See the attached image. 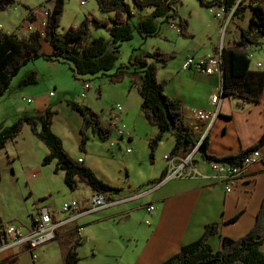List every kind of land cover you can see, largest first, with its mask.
<instances>
[{
	"label": "crops",
	"instance_id": "0c3cea01",
	"mask_svg": "<svg viewBox=\"0 0 264 264\" xmlns=\"http://www.w3.org/2000/svg\"><path fill=\"white\" fill-rule=\"evenodd\" d=\"M127 1L131 2V0ZM42 5L48 11L52 9L48 7V2ZM28 11L22 15V22L18 26L16 23H9L6 20L5 16L9 14L7 13L8 11L1 12L0 29L7 33H16L20 38H27L30 31L22 23L24 19L28 18ZM46 11L44 8H39L34 19H32L31 24L37 29L43 30L41 23L46 17ZM150 12L147 9L142 13L148 14ZM203 12V14L200 12L196 16L195 14L184 16V18L189 19L191 36H183L180 33L177 20H173L171 23L166 22L164 24L165 27L160 24L159 36L148 37L143 40L148 41L151 38L153 39L152 46L154 48L177 53L176 58L168 64L157 62L159 67L158 77L162 80H167L166 94L181 101L184 120L200 140L208 135V147L211 154L217 156L233 155L255 144L262 137L264 133V93L260 102L245 101L240 104L241 98L223 94L222 75H207L195 68L184 69L183 63L189 56L198 57L215 53L224 46L230 48L238 47L235 40L239 39L240 28L248 26L252 13L247 10L245 19L236 18L232 22V27H229L230 31L228 28L224 33L223 23L227 12L218 6L207 7V10ZM87 14L95 15L91 12ZM162 41L170 45L174 44L173 48L168 50L162 44ZM48 44H45L43 40L42 52L46 54L52 52V47ZM240 48L246 51L251 60L252 69L264 70L263 59L256 55L259 49L264 51L262 44ZM40 59H44L47 65L50 64L51 66L59 62L45 58ZM40 59L29 62L20 70L19 74L23 70L25 71L18 80L19 74L14 78L5 95L0 99V107L8 105L11 107L14 105L12 92L13 90L22 89L20 86L21 80L28 73L35 72L39 76L42 74L39 67L42 64L39 61ZM258 63H262V66L258 67ZM253 64L254 66L252 67ZM13 82L16 87L11 91L10 88ZM57 82L55 88L61 87ZM114 84L118 86L115 98L107 99L105 103L100 104L99 108L93 107L87 100H81L82 102L79 103L82 105L87 104L99 113L101 117L105 115L102 121L106 120L104 124L108 127H110L112 108L116 104H121V120L130 130V134L117 138L116 133L112 131L111 137L107 140H111L109 150H111L113 155L115 154L114 149L119 150L122 157H128L129 161L132 159L141 160L145 156V152H149L150 155V146L148 145V147H143L136 151L135 145L142 140L149 143L150 138L159 131V128L146 123V118L141 110L142 97L136 84L132 81H127V79ZM18 86H20L19 89ZM93 89L91 84V87L86 91L87 97L98 96L99 91L95 92ZM217 92L222 94L219 113L212 121L198 119L194 110L215 111L216 107L211 103V97ZM86 96L81 97L86 98ZM35 102L37 108H35L34 112L30 110V114L34 115L43 114L50 107L57 109L65 106L71 123L60 127L58 132L53 129L54 120L52 129L62 139L64 147L74 159L84 161L93 169L96 175H99L102 171H99L100 168H96L97 160H93L96 155L91 153L89 146L95 141V138H100L90 130V139L86 145V150H81L83 117L79 111L68 104L66 91H63L57 98H55V94L52 91L46 93L38 92L35 96ZM25 114L28 113L25 112ZM58 114L59 112L54 119L59 117ZM68 119L66 118V120ZM170 136L173 137V140L169 147L162 152L163 144L166 142L165 140H170ZM75 145L79 151L72 149ZM174 146L175 138L168 133L160 142L158 148L159 153H164V163L157 174L148 176V181L161 177L163 173H166V177L159 183L149 184L151 186L143 191L145 193L142 196L133 198L138 194L139 190L137 188L142 184L134 189V193L126 195L122 186V191L109 199L117 201L115 204L81 215L75 220L65 223L58 229L55 238L35 248H30L28 243H25L1 250L0 264H41L42 258L40 254H47L49 257L53 251L52 246H60L62 248V258L63 262H65V256L70 245L78 239L83 242L78 248L79 255H81L82 249L87 247L86 243L90 242L94 244V247L89 253H92L95 257L101 256L104 259L103 264H162L177 254L184 246L199 240L209 225L218 224V232L211 235L208 239L214 250L222 248L224 237L239 238L249 232L256 222L258 211L264 199V158L261 163L249 169L245 175L235 180H221L215 177V171L210 166V162L205 161L200 152H196L193 156V166L201 172V175L167 178L170 162L165 158V155H169ZM46 148L43 152V158L49 152L47 146ZM259 149L264 154V144ZM196 155H199L202 160L199 158L195 159ZM47 165H53L54 173L63 172L65 180V172L63 170L55 171V162ZM124 165L125 167L129 166L127 162ZM35 168L39 170L38 167ZM127 177L129 176L127 175ZM146 185H148V182ZM81 186L90 188L89 195L81 196L79 194ZM227 186H229V190H227ZM95 192L97 191H94L92 187L80 182L78 188L71 190L70 194L72 200H78L82 205H86L88 197ZM78 194L80 197H77ZM132 201L133 204L129 203ZM150 205H154L155 209L148 211L147 207ZM42 207L56 210L57 220H63L71 215V213L61 212L60 209L52 208L47 204H36V214L32 215L31 221L27 226L11 222L4 223L5 227L14 225L21 228L24 232H29L33 218L38 216V212ZM57 243L59 245H56ZM34 254L37 255L36 259L33 257Z\"/></svg>",
	"mask_w": 264,
	"mask_h": 264
},
{
	"label": "trees",
	"instance_id": "16d2710c",
	"mask_svg": "<svg viewBox=\"0 0 264 264\" xmlns=\"http://www.w3.org/2000/svg\"><path fill=\"white\" fill-rule=\"evenodd\" d=\"M53 1V8L49 11L43 30L30 31L27 38H20L16 33H7L0 29V99L4 96L13 79L29 62L45 58L68 64L76 78L87 74L108 75L109 81L118 83L124 78L119 73L108 74L115 66L117 52L123 41L131 40L135 30L143 39L160 35V24L171 23L177 20L180 33L191 36L189 20L178 13V3L181 0H97L100 10L106 15L99 17L86 14L84 19L76 26H70L61 32L60 26L67 0ZM206 7L218 6L227 12L224 21L232 12L228 26L236 18L245 19L247 10L252 15L246 28H240L239 39L235 40L238 47L222 48L224 69V95H233L245 101L260 102L264 93V70L251 68V60L245 50L240 47L253 45L264 46V0H199ZM16 0H0V12L7 10ZM151 9L150 13H142ZM28 18L34 19L35 13L28 9ZM137 16L138 22L133 18ZM26 19H24L25 21ZM97 24L104 27L110 34L114 43L112 51L108 50V43L104 36H92L91 26ZM43 40L52 47V52H42ZM177 56L175 51H164L159 48L144 52L137 60L132 55L130 64L135 66L130 75L137 85L142 97L141 110L146 120L159 128V131L150 138V157L153 161L155 151L160 142L168 133L174 136L175 146L169 156L186 157L192 153L200 152L202 158L208 162H219L232 166L242 165L246 157L264 144L262 137L248 148L240 150L237 154L217 156L209 152V137L206 135L200 140L193 129L186 123L183 115V106L180 100L170 97L165 92L167 80L158 78V64H168ZM120 67H126L121 64ZM38 80L37 74L32 72L21 80L22 85H30ZM100 89V87H99ZM100 95H101V91ZM69 104L82 114L81 150H86L90 139L89 131H93L101 140L107 141L112 130L102 121L99 113L88 105L75 101ZM57 109L48 108L43 114L25 115L12 125L0 131V150L4 149L10 140L16 139L22 132L24 125L29 124L33 133L48 147L49 152L42 160L43 165L55 162V171L65 172V182L71 190H76L80 182H84L94 189L102 192L109 199L118 195L121 187H116L99 178L93 169L84 161L74 159L65 149L62 139L53 131L52 125ZM166 173L153 179L149 184L164 180ZM1 181V173H0ZM141 186L137 188L140 189ZM5 225L0 219V238L5 236ZM218 232V224L206 227L203 236L186 246L177 254L162 264H264V199L258 211L254 226L245 235L239 238L224 237L222 248L214 250L208 239ZM82 240L74 241L65 256L64 264H80L78 248ZM31 248V245L28 244Z\"/></svg>",
	"mask_w": 264,
	"mask_h": 264
},
{
	"label": "rangeland",
	"instance_id": "374dc122",
	"mask_svg": "<svg viewBox=\"0 0 264 264\" xmlns=\"http://www.w3.org/2000/svg\"><path fill=\"white\" fill-rule=\"evenodd\" d=\"M16 1V4L6 10L9 14H6L5 17L9 23H16L17 26L22 22V15L27 12L29 8H38V10L39 8L43 9L44 6L42 4L45 2H48L49 8H53V1L48 0ZM97 3V0H87L86 4L83 5L81 4V0H67L64 15L61 21L60 31L64 32L70 26L78 25L88 12L98 16H105L106 13L100 11ZM177 6L178 13L182 17L190 16V14H195L196 16L200 12L203 14V11L207 10V7L203 6L199 0H181ZM149 11H151V9H149ZM138 19L139 18L135 16L133 18V22L137 23ZM157 22L162 24V27H165L164 24L166 22L162 23V18H158ZM225 22L223 23L224 33L229 27H232V22L229 24V26L227 25V27H225ZM90 29L92 36H104L108 43V50H113L114 43L110 38L109 32L104 27L94 24ZM44 43L48 44L46 41H44ZM152 44L153 39L150 38L148 41H144L141 35L135 30L134 37L131 40L123 41L121 43L117 52L118 60L113 69L109 71L108 74H113L115 72L119 73L124 79H127V81L131 82L132 80L130 75L135 69V66L130 64L131 56H134L133 61L137 60L144 52L153 50L154 47ZM162 44L166 46L168 50L174 46V44L170 45L164 41H162ZM256 55L257 57L262 58L264 61L263 50L259 49ZM36 60L38 61V59ZM36 60H33V62ZM39 61L42 63L39 65L42 74L40 76L37 75L38 80L36 83L31 85L20 84L22 89L14 91L13 89L16 87V84L13 82L10 90H13L12 101L14 102V105L11 107L9 105L0 107V131L7 126L12 125L19 118L27 115L25 112H27L29 115H34L30 114V110L34 112L35 108H37L35 96L38 92L46 93L52 91L53 94H55V98H57L62 94L63 91H66L68 94V104L69 101H75L79 103L82 102L81 100H87L95 108H99L100 104L103 102L105 103L107 99L115 98L116 89L118 86L109 81L108 75H103L101 73L95 75L87 74L81 76V78H76L68 64L56 62L52 64L53 66H51L50 64L47 65V62L44 59H40ZM121 64H125L126 67H120ZM253 66L254 64L252 67ZM24 71L25 70H23L19 76L17 75V80L22 77ZM158 78L160 79V77ZM83 80L92 84L94 88L93 91L98 92L102 90L101 95L100 92H98L97 97L93 95L91 98L90 96L82 98L81 92L82 85L84 83ZM56 82L61 87L55 88ZM20 86H18V89ZM28 99H31V101ZM64 103H66V101H64ZM57 109L59 112V117L54 119L55 125L52 126L53 129L59 132L60 127L67 123H71V120L68 119L69 117L67 115L65 106ZM104 116L105 115H103L102 118ZM66 118L68 120H66ZM104 122H106V120H104ZM146 123L149 124L147 120ZM170 137V140H165L166 142L163 144L164 148L162 152L165 151L172 142L173 137ZM142 141L135 145L136 151L142 149L143 147H148L149 143L147 142V144L146 142ZM110 142L111 140L102 142L100 139L95 138V141L89 146L91 153L96 155V158L93 160H97L96 168H100V170H97L102 171L97 176L104 181L107 180L106 182H109L113 186H123L125 195L134 193V189L140 184H142V187H140L139 191L147 190L151 186L146 185L147 182H149L148 176H150V174H157L164 163V153H159V146L155 151L153 161L151 160L149 152H145V156L142 157L141 160L132 159L129 161L128 157H122V154L119 150L114 149L115 154L113 155L111 150H109ZM45 149H47L46 146L33 133L31 126L29 124H25L20 135L16 139L10 140L6 147L0 150V218L2 219L3 223L7 224L15 222L23 226H27L31 221L32 215L36 214V204H47L52 208L61 209L66 201H72V196L70 194L71 190L65 183L64 173H54L53 165L41 164ZM72 149H77L76 145L75 147L73 146ZM77 150L79 151V149ZM198 158L201 159L199 155H196L195 159ZM125 162L128 163V167H125ZM35 167H38L39 170ZM127 175L129 177H127ZM89 189L90 188L88 186H81L79 189V194L81 196L89 195ZM79 194L77 197H80ZM129 203L133 204V201ZM56 245H59V243ZM86 246V248L83 246L84 248L81 251L80 263L103 264L104 259L101 256L95 257L92 255V253H89L94 247V244L87 242ZM52 247L53 251L49 257L47 254H40L42 258L41 264H64L62 258V248L60 246Z\"/></svg>",
	"mask_w": 264,
	"mask_h": 264
},
{
	"label": "built area",
	"instance_id": "2783aa9c",
	"mask_svg": "<svg viewBox=\"0 0 264 264\" xmlns=\"http://www.w3.org/2000/svg\"><path fill=\"white\" fill-rule=\"evenodd\" d=\"M87 0H81V4H85ZM241 1V0H239ZM47 10L46 17L42 20L41 26L45 27L46 18L49 13ZM33 12L36 14L38 8H33ZM224 10V8H223ZM232 12L227 17V21L225 22V27L230 20ZM220 16V14H218ZM24 25H26L29 31H33L37 29L31 24V19L27 18L23 21ZM258 67L262 66V63L257 64ZM183 68H195L198 71L203 72L204 74H223V58H222V47L219 51L215 53H209L203 56H189L185 62L183 63ZM91 87V83L88 81H84L83 83V91L81 93L82 97L86 96V91ZM221 92H217L212 95L211 103L215 105L216 109L214 112H208L206 110L197 109L194 110L198 119L204 120H213V118L219 113L220 103H221ZM31 101V99H28ZM122 106L121 104H116L112 108V116L110 118V128L117 135V138L128 136L130 134V130L126 126L125 123H122L121 113ZM196 150V149H195ZM195 150L187 155L184 158L181 157H170L169 155H165V158L170 162V169L167 178L171 177H184L191 175H201V172L198 171L193 166V156ZM264 158V154L258 148L250 153L246 159L244 160L242 165L232 166L230 164H222L219 162L212 161L210 162V166L215 171V177L221 180H235L243 175H245L249 169L258 165L262 162ZM153 190V189H151ZM227 190H229V186H227ZM145 192L138 191V194L133 198H139ZM88 203L86 205H82L78 200L66 201L62 208L61 212L71 213L70 217L65 218L63 220H57L56 214L57 211L54 209H50L47 207H42L38 216L34 217L31 224V230L29 232H24L21 228L8 225L5 228V236L0 238V251L4 249H8L11 247L19 246L25 243L31 245V247L35 248L41 244L48 242L49 240L56 237L58 229L64 225L65 223L71 222L75 220L81 215L98 211L102 208H107L117 201L109 200L106 194L102 192H95L90 195L87 199ZM154 205H150L147 207L148 211L154 210ZM33 257L36 259L37 255L34 254Z\"/></svg>",
	"mask_w": 264,
	"mask_h": 264
},
{
	"label": "water",
	"instance_id": "95a60500",
	"mask_svg": "<svg viewBox=\"0 0 264 264\" xmlns=\"http://www.w3.org/2000/svg\"><path fill=\"white\" fill-rule=\"evenodd\" d=\"M222 79H223V81H222V87L224 88V71H223V74H222Z\"/></svg>",
	"mask_w": 264,
	"mask_h": 264
},
{
	"label": "bare ground",
	"instance_id": "6f19581e",
	"mask_svg": "<svg viewBox=\"0 0 264 264\" xmlns=\"http://www.w3.org/2000/svg\"><path fill=\"white\" fill-rule=\"evenodd\" d=\"M229 23V22H228ZM228 23H227V25H228ZM227 25H226V27H227Z\"/></svg>",
	"mask_w": 264,
	"mask_h": 264
}]
</instances>
